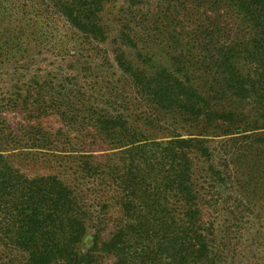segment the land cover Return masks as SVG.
Returning a JSON list of instances; mask_svg holds the SVG:
<instances>
[{
  "label": "trees",
  "instance_id": "obj_1",
  "mask_svg": "<svg viewBox=\"0 0 264 264\" xmlns=\"http://www.w3.org/2000/svg\"><path fill=\"white\" fill-rule=\"evenodd\" d=\"M11 1L0 59L31 89L0 99L2 119L23 112L0 128V264H226L231 239L213 235L201 203L264 171V0H122L113 35L108 0H44L40 12ZM43 12L65 29L46 32ZM48 36L67 37L54 52L76 61L95 47L104 77L32 69ZM47 115L68 129L32 123Z\"/></svg>",
  "mask_w": 264,
  "mask_h": 264
},
{
  "label": "rangeland",
  "instance_id": "obj_2",
  "mask_svg": "<svg viewBox=\"0 0 264 264\" xmlns=\"http://www.w3.org/2000/svg\"><path fill=\"white\" fill-rule=\"evenodd\" d=\"M34 2L41 3V8L38 10H44V0H34ZM153 0H150L148 5L152 6L154 9ZM13 6L12 1L0 0L1 6ZM122 0H108L104 9V18L111 29V35L115 34L120 27L121 16L125 14L123 8ZM46 12V10H45ZM34 14V11L27 9L25 13L26 17L30 18ZM45 16L44 30L46 32L55 33V28L59 26L60 32L64 30L65 26L63 22H57V26L53 25L51 20H49L48 14L43 12ZM39 38L37 45L41 44L43 48L41 52L35 54L31 59L32 69L37 70L42 73L48 72L51 74V79L58 76L59 79L71 77L80 71L79 78L83 81L85 78L98 79L104 77L105 68L98 65L101 62L97 56L96 48H92V52H86L83 59L80 61L64 55H57L54 50L61 48L62 40H67V37H63L61 41L55 39V37H50L42 39ZM44 47H46L44 49ZM111 46L109 45V48ZM38 48V49H40ZM63 52V51H62ZM3 59H0V99L1 96L6 95H19L20 93L26 94L30 91L31 83L29 78L22 77L19 71L14 70V66H9L7 64H2ZM27 61L22 60L19 65L25 64ZM24 68V67H23ZM82 76V77H81ZM115 79V78H113ZM68 86H72L73 81H66ZM79 86V85H78ZM141 108H139L140 110ZM4 109H0L3 112ZM0 117V128L5 125L10 124L14 129L19 128L20 123H23V112L20 106L15 110H9L5 114H1ZM32 123L39 124L43 128L56 133L60 128L67 130V127L62 128L63 122L57 115H47L40 118H36ZM69 135L73 138L75 134H78L76 130H70ZM184 133V131H181ZM158 137L162 136V133L156 134ZM85 140L92 141L93 138L90 135L85 137ZM237 146L236 142H230L228 146ZM18 162L16 164H21L20 167L23 171L30 174L35 172H43L42 167L36 166L35 160H23L16 159ZM249 163V161L242 160L240 162V168L242 165ZM260 163V162H259ZM264 165V162H261ZM262 169H255L253 173L250 174L253 182L250 187H247L248 191H242L238 187L230 188V190L217 191L213 189L210 194L204 198L201 203L203 217L207 220L209 229L213 235L225 234L230 238V248L231 252L228 253L226 264H264V171ZM200 174V171H198ZM240 191H238V190ZM211 196V199H209ZM111 218L108 219L107 227L102 231L104 237H108L109 230L113 229L117 220L120 219V209L118 206H113L110 210ZM90 232H93L90 230ZM220 243V240H217ZM222 243V242H221ZM19 261V260H18Z\"/></svg>",
  "mask_w": 264,
  "mask_h": 264
}]
</instances>
